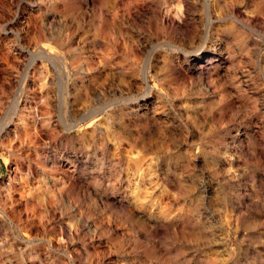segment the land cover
<instances>
[{
	"label": "rangeland",
	"instance_id": "374dc122",
	"mask_svg": "<svg viewBox=\"0 0 264 264\" xmlns=\"http://www.w3.org/2000/svg\"><path fill=\"white\" fill-rule=\"evenodd\" d=\"M0 264H264V0H0Z\"/></svg>",
	"mask_w": 264,
	"mask_h": 264
},
{
	"label": "bare ground",
	"instance_id": "6f19581e",
	"mask_svg": "<svg viewBox=\"0 0 264 264\" xmlns=\"http://www.w3.org/2000/svg\"><path fill=\"white\" fill-rule=\"evenodd\" d=\"M201 49H202V47H201ZM201 49H198L197 51H199L200 50V52H198L199 54H198V56H197V61L196 62H194L193 64H192V66L195 68V67H197V68H201L204 64H205V62H207V59H209L210 58V56L212 55V54H214L213 52L211 53V52H209L207 55H208V57H207V55H205L203 52H201ZM206 60V61H205ZM144 79H145V76H144ZM146 80V79H145Z\"/></svg>",
	"mask_w": 264,
	"mask_h": 264
}]
</instances>
